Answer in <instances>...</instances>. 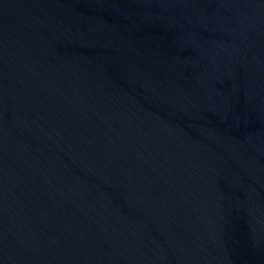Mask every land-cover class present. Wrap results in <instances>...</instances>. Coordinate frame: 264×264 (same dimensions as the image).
<instances>
[{
	"label": "water",
	"instance_id": "1",
	"mask_svg": "<svg viewBox=\"0 0 264 264\" xmlns=\"http://www.w3.org/2000/svg\"><path fill=\"white\" fill-rule=\"evenodd\" d=\"M0 264H264V0H0Z\"/></svg>",
	"mask_w": 264,
	"mask_h": 264
}]
</instances>
